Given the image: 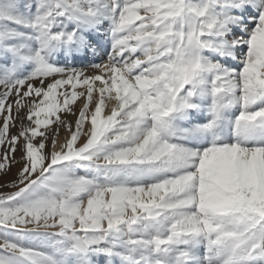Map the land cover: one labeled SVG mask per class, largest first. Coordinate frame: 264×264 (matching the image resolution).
<instances>
[{
  "label": "snow or ice",
  "instance_id": "6c2138e0",
  "mask_svg": "<svg viewBox=\"0 0 264 264\" xmlns=\"http://www.w3.org/2000/svg\"><path fill=\"white\" fill-rule=\"evenodd\" d=\"M0 189V264H264V0H0Z\"/></svg>",
  "mask_w": 264,
  "mask_h": 264
},
{
  "label": "rangeland",
  "instance_id": "374dc122",
  "mask_svg": "<svg viewBox=\"0 0 264 264\" xmlns=\"http://www.w3.org/2000/svg\"><path fill=\"white\" fill-rule=\"evenodd\" d=\"M61 135H63V133H62ZM17 158H18V157H17ZM18 167H19V165H14V166L12 167L11 174H10L8 177H5V179H8V180L14 179ZM9 190H11V189H0V191H9Z\"/></svg>",
  "mask_w": 264,
  "mask_h": 264
},
{
  "label": "bare ground",
  "instance_id": "6f19581e",
  "mask_svg": "<svg viewBox=\"0 0 264 264\" xmlns=\"http://www.w3.org/2000/svg\"><path fill=\"white\" fill-rule=\"evenodd\" d=\"M63 136V135H62Z\"/></svg>",
  "mask_w": 264,
  "mask_h": 264
}]
</instances>
